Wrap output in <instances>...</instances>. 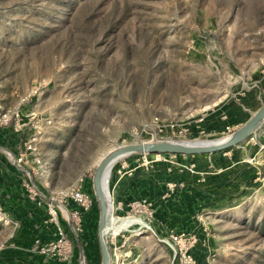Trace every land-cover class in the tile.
I'll return each mask as SVG.
<instances>
[{
	"label": "rangeland",
	"instance_id": "rangeland-1",
	"mask_svg": "<svg viewBox=\"0 0 264 264\" xmlns=\"http://www.w3.org/2000/svg\"><path fill=\"white\" fill-rule=\"evenodd\" d=\"M263 106L264 0H0V127L35 148L38 185L94 199L66 264H102L110 151L218 139ZM108 184L109 223L149 226L108 231L112 264H264V125L225 152L124 158Z\"/></svg>",
	"mask_w": 264,
	"mask_h": 264
},
{
	"label": "crops",
	"instance_id": "crops-1",
	"mask_svg": "<svg viewBox=\"0 0 264 264\" xmlns=\"http://www.w3.org/2000/svg\"><path fill=\"white\" fill-rule=\"evenodd\" d=\"M4 132L3 142L7 143L10 138ZM12 136L18 134L14 132ZM9 143L19 156L20 147ZM17 154L0 146V208L19 224L18 227L0 224V264H60L40 253V248L53 239L55 229L46 224L47 209L29 199L25 189L27 173L21 170L26 169L27 162L17 163ZM69 208L73 210L76 206L70 204ZM69 233L75 237L71 230Z\"/></svg>",
	"mask_w": 264,
	"mask_h": 264
},
{
	"label": "water",
	"instance_id": "water-1",
	"mask_svg": "<svg viewBox=\"0 0 264 264\" xmlns=\"http://www.w3.org/2000/svg\"><path fill=\"white\" fill-rule=\"evenodd\" d=\"M263 125L264 106L238 130L218 139L194 142L161 140L119 146L110 151L99 163L93 177V189L100 210L98 236L102 264H112V251L108 239V223L112 202L106 193L105 180L117 162L124 158L142 155L202 156L225 152L241 145Z\"/></svg>",
	"mask_w": 264,
	"mask_h": 264
},
{
	"label": "built area",
	"instance_id": "built-area-1",
	"mask_svg": "<svg viewBox=\"0 0 264 264\" xmlns=\"http://www.w3.org/2000/svg\"><path fill=\"white\" fill-rule=\"evenodd\" d=\"M11 118L8 113L0 110V126L8 125ZM24 149L25 152L20 153L16 157V161L19 164H25L27 161V152L35 150L31 142L26 143ZM148 156L151 155H142L141 157L145 158ZM152 156L156 160H169L177 158L178 155L157 154ZM21 170L28 175L25 189L29 199L38 207H45L47 209L48 219L46 220V224L53 226L55 229L53 239L40 248V253L60 264L70 262L74 254V242L69 236V230L78 238V232L80 231V225L83 222L84 215L92 210L94 199L81 186L63 193L62 197H56L52 194L48 181H41V184L38 185L31 177L30 172L23 167ZM70 204L75 205L76 208L71 210L69 208ZM0 224L3 226L14 225L15 227L19 225L18 222L11 219L9 214L3 212L1 208Z\"/></svg>",
	"mask_w": 264,
	"mask_h": 264
},
{
	"label": "bare ground",
	"instance_id": "bare-ground-1",
	"mask_svg": "<svg viewBox=\"0 0 264 264\" xmlns=\"http://www.w3.org/2000/svg\"><path fill=\"white\" fill-rule=\"evenodd\" d=\"M110 174L109 173V176L107 174V177H106V180H105V187H106V193L110 199V201L112 202V196H111V192L110 190L108 191V188H109V180H110ZM110 215L111 212H112V205L110 206ZM113 216V215H112ZM113 218V217H112ZM111 219V218H110ZM141 225L142 227H146V228H149L148 224L143 222L142 220L140 219H136V218H128V219H124V220H119V219H113L111 221V223L108 224V231H113L116 234H118L120 231L124 230V229H127L129 228L130 226H133V225ZM140 226V227H141Z\"/></svg>",
	"mask_w": 264,
	"mask_h": 264
},
{
	"label": "trees",
	"instance_id": "trees-1",
	"mask_svg": "<svg viewBox=\"0 0 264 264\" xmlns=\"http://www.w3.org/2000/svg\"><path fill=\"white\" fill-rule=\"evenodd\" d=\"M4 131L7 132L6 134H8L7 136H9L8 138H10L9 142H11V143L14 144V145L17 144L16 136H12L13 133L15 132V131L13 130V123L10 125L9 128H5V130H4V128H1V127H0V146H2V147H6V148L10 149L13 153L17 154L16 151H15L12 147H10V143H9V142H7V143H4V142H3V141L5 140V139H4V136H3V134L5 133ZM6 134H5V135H6ZM13 138H14V139H13ZM230 150H231V149H230ZM17 156H18V154H17Z\"/></svg>",
	"mask_w": 264,
	"mask_h": 264
}]
</instances>
